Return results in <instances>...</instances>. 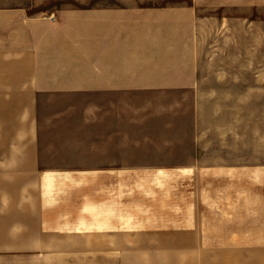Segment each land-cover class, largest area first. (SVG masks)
<instances>
[{
  "label": "crops",
  "instance_id": "crops-1",
  "mask_svg": "<svg viewBox=\"0 0 264 264\" xmlns=\"http://www.w3.org/2000/svg\"><path fill=\"white\" fill-rule=\"evenodd\" d=\"M196 10L144 0L9 22L0 49V185L16 193L0 194V264H36L24 251L119 248L72 245L73 219L87 218L80 203L153 184L158 172L183 185L192 175L194 187L210 190L230 176L234 200L245 196L264 212V165L252 178L255 196L248 193L247 131L243 149L241 131L203 91ZM218 230L181 228L172 247L232 248L217 244ZM225 233L245 234L240 249H264V226Z\"/></svg>",
  "mask_w": 264,
  "mask_h": 264
},
{
  "label": "rangeland",
  "instance_id": "rangeland-1",
  "mask_svg": "<svg viewBox=\"0 0 264 264\" xmlns=\"http://www.w3.org/2000/svg\"><path fill=\"white\" fill-rule=\"evenodd\" d=\"M134 1L144 0H0V49L14 19ZM145 1L159 6H196L203 91L217 111L222 109L226 119L230 118L232 129L241 131L243 149L247 131L248 165L252 168L248 193L253 191L254 197L252 178L257 167L264 165V0ZM1 134L0 128V158L7 142ZM156 174L150 180L153 184L116 187L90 208L80 203L87 218L73 219L77 231L69 236L72 245L89 242L119 248L34 250L24 251L25 256L34 257L36 264H264V249H240V245H248L239 240L245 234L225 233L236 227L264 226V217L257 216L264 213L258 210L261 203L245 200L244 195L243 201L234 200L232 177H225L226 184L225 179H217L210 190L208 185L194 187L192 175L186 174L183 185ZM29 189L32 187H20L26 194ZM1 193H16V187L0 185ZM84 220L90 224L84 225ZM193 226L216 227L221 232L217 244L232 248H173L176 232ZM159 245L168 248L144 249Z\"/></svg>",
  "mask_w": 264,
  "mask_h": 264
}]
</instances>
